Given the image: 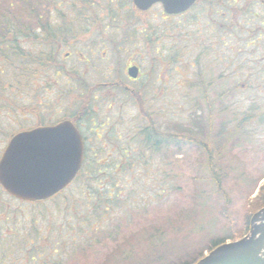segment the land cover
Returning a JSON list of instances; mask_svg holds the SVG:
<instances>
[{"label":"rangeland","instance_id":"1","mask_svg":"<svg viewBox=\"0 0 264 264\" xmlns=\"http://www.w3.org/2000/svg\"><path fill=\"white\" fill-rule=\"evenodd\" d=\"M57 1H61L59 10L66 5L65 0ZM211 1L200 0L185 14L168 16L160 5L140 13L131 0H113L118 17L109 22L105 10L97 11L99 23L94 24L99 26L94 28L104 32L88 37L92 39L89 43L97 45L92 51L84 41L86 34L81 33L71 46L60 50L58 63L61 57L65 64L62 75L58 76L56 67H49L29 82L25 93L36 88L34 94L46 103L42 112L16 108L0 114L1 154L12 132L33 127L40 119L54 121L71 108H79L83 100L61 95L71 83L68 70H76L74 75L91 85L113 81L117 69L123 77L126 61L142 63L143 69L154 66L149 85L160 93L144 101V107L153 125L172 134L167 158L164 151L149 152L138 169L120 175L95 172L86 184L76 180L63 191L79 199V206L83 194L96 189L109 194L111 190L106 203L112 213L108 226L120 222L124 234L142 226L164 229L159 239L139 246L122 264H193L208 253L214 241L224 243L247 233L250 217L259 209L252 210L264 185V2ZM244 7L246 15L237 12ZM99 37L107 39L99 42ZM67 51L72 54L65 59ZM77 52L87 55L88 63L79 62ZM109 91L116 96L92 99L91 108L108 116L110 123L119 116L123 121L132 119L137 114L135 101L125 99L117 89ZM28 98L17 103L28 104ZM139 122L144 124L142 118ZM128 128L123 123L118 130L124 135ZM220 134L226 141L221 142ZM186 137L208 141L209 146ZM208 151L214 156L213 173L208 168ZM100 159H105L103 154ZM59 199L25 203L0 190V228L37 230L39 237L47 235L56 247L61 226L70 217V210ZM112 216L116 221H110ZM109 243L101 238L95 257L103 258L101 251ZM42 251L47 259L50 247Z\"/></svg>","mask_w":264,"mask_h":264},{"label":"trees","instance_id":"2","mask_svg":"<svg viewBox=\"0 0 264 264\" xmlns=\"http://www.w3.org/2000/svg\"><path fill=\"white\" fill-rule=\"evenodd\" d=\"M208 1L212 4L211 0ZM65 2L66 5L61 6L59 10L61 1L57 0H0V114H10V111L16 108L35 114L42 112L41 107L43 108L46 103L37 93L34 94L36 88L32 86L35 91L30 94L25 93L27 88L31 87L29 82L35 81L42 70L57 66L58 47L65 42V38L78 36L79 32L76 30L99 26L94 24L99 23L98 10L106 11L109 22H113L118 17L113 0H65ZM61 29L65 30L61 31ZM27 97L30 99L28 104L17 103L20 98ZM39 123H41L40 120ZM186 138L189 142H197L205 148L209 146L208 141ZM219 138L221 142L227 139L223 134H220ZM170 141L172 142L171 134L158 129L154 134L149 129L147 134L142 135V157L145 151L154 153L168 148ZM206 157L208 168L213 173L211 159L214 156L208 151ZM92 165L84 164L81 174L86 171L89 175H78L76 180L86 184L91 174L95 173ZM99 167L101 170L105 169L104 164H100ZM120 167L119 164L114 166L112 169L114 175L122 173V170H119ZM212 178L219 187V180L215 178V175H212ZM111 194V190L109 194L97 189L90 191L82 195L83 203L79 206L77 202L79 199L71 194H64L63 191L51 198L50 200H53L60 196L58 203L66 205L70 210V217L66 218V222L62 224L59 239L54 242L56 247L52 246V241L47 240L49 239L47 235L39 237L37 230L28 232L16 226L2 225L0 264H122L129 255L138 252L139 246H145L150 244L152 239L160 238L164 229L161 230L156 226L149 228L142 226L128 231L127 234H124V231V233L121 232L123 228L120 222L113 223L109 227L107 219L112 213L106 203L107 197ZM263 205L264 185L261 186L252 210ZM70 220H73L75 224ZM112 220H114L113 216L110 221ZM246 224L248 225V222ZM71 232L73 235H69ZM68 237L72 241L70 245H68ZM101 238H107L110 243L104 247V251L100 250L103 258L99 259L93 252L97 250L96 245L102 246L98 244ZM222 241H214L208 250ZM49 247L51 252L46 254L47 259H45L42 249ZM22 253L23 256L20 257Z\"/></svg>","mask_w":264,"mask_h":264},{"label":"water","instance_id":"3","mask_svg":"<svg viewBox=\"0 0 264 264\" xmlns=\"http://www.w3.org/2000/svg\"><path fill=\"white\" fill-rule=\"evenodd\" d=\"M160 2L166 13L187 10L195 0H133L140 10ZM137 76L135 66L128 68ZM70 131L71 136L65 135ZM83 143L69 120L52 126H38L11 136L0 156V185L11 196L25 201L47 199L64 189L80 169ZM34 161H55L54 169L37 178ZM194 264H264V206L249 220V230L241 238L221 243Z\"/></svg>","mask_w":264,"mask_h":264},{"label":"flooded vegetation","instance_id":"4","mask_svg":"<svg viewBox=\"0 0 264 264\" xmlns=\"http://www.w3.org/2000/svg\"><path fill=\"white\" fill-rule=\"evenodd\" d=\"M263 2L264 0H262V3ZM243 10H247V7L241 8L239 13H243ZM76 31L88 35H85L84 41L88 43L87 47L89 48V51H92L97 45L94 46L89 43L92 39L88 37L95 32H104L99 27L82 28ZM104 38L107 39V37H99L96 40L101 42ZM78 39L79 37L65 38L64 41L66 44H64L65 42L60 44L58 47L59 50L71 46L72 44L70 43L77 41ZM71 54V51L65 52L64 58H69ZM77 54L79 62L88 63L87 55L80 52H77ZM104 54L105 53H103V55ZM118 65L117 61L116 68H118ZM131 66L137 67L138 73L135 78L128 75L127 71ZM143 67L144 65L142 63L139 64L138 62L126 61L124 64L123 77H121V72L117 69L113 81L94 83L91 85H88L87 80L82 76L74 75L76 70L67 71L71 83H68L69 86L65 91L61 90V95H66L68 99L78 98L79 100H83V102L80 103L78 109L71 108L62 119L71 120L82 137L84 149L82 163H91L95 167L100 164H109V166L119 164L124 168H128L127 165H129L130 169H134L137 164L140 163L142 135L147 134L149 129H151L154 134H156L157 131V128L152 124V121L149 122V113L144 107V101L156 97L160 93V91L152 89L149 85V83H152V75L155 73L154 66H149L148 69H143ZM64 69L65 64L61 58L59 68L56 70L58 76L60 74L62 75ZM157 77L159 79V73L157 74ZM73 81H76L77 84L72 83ZM104 87L106 88V91L100 90ZM113 88L119 90V92L125 96V99L135 101L133 106L136 108L137 114L132 119L123 121V117L119 116L110 123L108 116H102V112H98L97 109L91 108L92 99H113L116 95L109 91ZM109 106L113 107L114 105L111 104ZM141 118L144 120V125L139 122ZM123 123L128 125L129 128L124 135H121L118 129ZM123 139L125 140L124 144H120ZM114 140L119 143L117 144ZM100 154H103L105 159H100ZM112 157H118V159H112Z\"/></svg>","mask_w":264,"mask_h":264},{"label":"snow or ice","instance_id":"5","mask_svg":"<svg viewBox=\"0 0 264 264\" xmlns=\"http://www.w3.org/2000/svg\"><path fill=\"white\" fill-rule=\"evenodd\" d=\"M65 135L70 137L71 136V132L67 131L65 132ZM34 166L37 169V178H40L44 175H46L48 172L52 171L54 169L55 166V161H34Z\"/></svg>","mask_w":264,"mask_h":264}]
</instances>
